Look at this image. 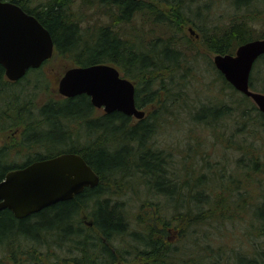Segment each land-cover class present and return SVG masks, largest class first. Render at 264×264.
I'll return each instance as SVG.
<instances>
[{
	"label": "trees",
	"instance_id": "16d2710c",
	"mask_svg": "<svg viewBox=\"0 0 264 264\" xmlns=\"http://www.w3.org/2000/svg\"><path fill=\"white\" fill-rule=\"evenodd\" d=\"M1 1L17 4L35 16L50 31L56 51L70 57L78 66L113 63L119 67L122 75L136 86L137 107L156 108L148 117L132 124L133 117L118 111L95 117L99 110L94 108L91 98L86 94L60 100L50 99L37 106L36 96L43 86L48 85L40 70L31 69L29 74L34 73L36 79L31 88L30 84L23 83L25 77L17 82L9 81L5 68L0 64V133L12 135L22 132L20 143L13 142L0 148V181L9 172L31 162L63 154L59 152L60 146L67 148L64 153L81 155L100 177L96 187L86 188L73 199L59 202L29 217L19 219L9 209L0 211V264H116L120 260L125 261L126 254L133 253L134 261L141 257L145 264H165L169 260L175 264H184L183 257L181 262H175L181 250L175 248L173 243L165 242L166 236L170 235L168 228L176 225L179 236L185 235L186 229L181 228L180 224L185 216L192 215L191 209L184 212V209L192 207V198L198 200V207L203 200L204 206L190 219L189 224L199 225L204 219L205 229L212 226L207 220L216 221L217 214L222 218V209L225 207L228 211L230 202L226 198L212 199L206 192L196 194L195 197L184 194L187 182L185 186L176 175L173 163L169 160L170 153L155 147V135L161 126L178 119L182 112L208 128L232 119L262 128L264 113L252 103L251 98L228 83L211 62L208 65L210 70L216 73L218 81L232 90L229 94L231 98L229 101L222 99L207 104L201 101L199 91L195 90V99L198 101L193 108L198 109V113H193L188 89L194 88L190 70L196 67L175 39L162 41L158 38L150 43L151 47L147 51L139 52L132 45L131 37L123 38L111 27H102L98 30L100 34L92 36L82 32L79 20L70 11L74 0H49L43 8L32 7L35 0ZM99 1L117 8L119 21L122 22L133 19L137 14L150 15L157 23L169 22L168 29L176 25L173 21H178L181 25L197 24V27L204 30L203 21L208 22L205 20L207 15L203 18L202 6L195 7L197 0H157L159 6L143 0ZM257 2L233 1L236 9H248L251 5L256 6ZM199 19L201 24H198ZM252 21L236 14L228 27L215 26L211 34H205V47L216 54H235L242 44L264 39V35L255 34L251 28ZM179 42L186 45L182 39ZM187 46L190 48V45ZM263 62L264 55L257 60L255 71ZM198 69L193 72H200ZM206 70L210 73L209 68ZM203 75L206 77V74ZM137 78H141L139 83L136 82ZM253 79L255 77L252 74L251 88L264 93V84L257 88ZM73 124L79 127L75 128V137L68 128ZM53 129L61 130L62 135L52 137ZM80 130L85 131V137L79 133ZM15 147L17 151L28 152L27 161L22 165L8 160ZM243 148L237 147L242 152L236 158L235 167L240 177L231 174L227 177L224 174L221 178L229 182L234 191L239 192L236 207L241 214L248 213V208L252 207L251 219L254 218L256 222L251 221L250 235L255 230L256 236L263 238V241H255L253 252L232 248V256L226 254L221 245L215 247L206 244L203 249L199 246L200 258L195 254L190 261L192 264H264V181L258 177L261 170H264L263 167L259 168L258 162L252 157L253 146ZM42 150H46L48 155L43 156ZM255 157L260 161V156ZM213 167L207 166V170L210 172ZM247 167L255 172L251 179L262 187L258 198L251 196L250 191L243 186L242 176L247 178L249 175V172L243 173ZM207 172L201 174L197 187H203V184L206 186L212 179ZM122 178L139 179L158 195L167 197L173 210L171 218L166 216V208L159 203L149 202L143 205L145 210L139 217L148 230L143 232L148 233L131 231L125 206L115 200L110 192V185L118 186ZM206 206H209V213L205 210ZM223 217H227L225 213ZM88 222H92V226ZM160 225L162 229H159ZM157 234L165 237L160 239ZM126 235L130 242L121 239ZM52 250L74 253V256H58L51 261L49 254Z\"/></svg>",
	"mask_w": 264,
	"mask_h": 264
},
{
	"label": "rangeland",
	"instance_id": "374dc122",
	"mask_svg": "<svg viewBox=\"0 0 264 264\" xmlns=\"http://www.w3.org/2000/svg\"><path fill=\"white\" fill-rule=\"evenodd\" d=\"M48 1L49 0H35L31 6L43 8ZM143 1L150 4L154 3L155 6H159V1L157 0ZM233 1L234 0H197V6L195 7L201 5L203 8V18H205L206 15L208 17L207 19L205 18L208 22L203 21L204 30L197 27V24H194L195 26H189V24L181 25L178 24V21H173L176 25L168 29L167 25H170L169 22H167V24L157 23L154 22V18L150 15L146 16L141 14H137L133 19L127 22H122L119 21L117 8L113 7L111 4L104 5L99 0H74L71 4L70 11L74 15L73 17L79 20L80 28L86 35H97L100 34L98 31L100 28L111 27L113 30L117 31L121 37H126L127 39L131 37L133 39H131L132 45L137 49L136 51L139 52L147 51L149 49L148 47H151L150 43H154L158 38L162 41H166L167 39L177 40L179 43L178 46L183 48L184 53L188 58L190 57L191 63L196 67L190 70L193 75L190 78L194 83V88L190 87L188 89L191 93L189 102L192 104L193 108V105L198 101L195 99L198 91L202 99L201 101L207 104L220 102L222 99L229 101L231 98L229 94L232 93V90L225 86L224 83L218 81L216 73L210 70L211 68L208 66L209 62L214 64L216 53L205 47V34H211V29L215 26L228 27L233 16L238 14L240 17L252 19L253 21L250 22V26L255 34L259 36L264 35V0H258L256 6L251 5L248 9L245 7L236 9ZM199 23H202L201 19H199L198 24ZM190 28L196 33L192 34ZM180 39H182L186 45L179 42ZM187 45H190L191 50H188L190 48H188ZM108 64L116 66L113 63ZM77 66L76 62L70 57H65L55 51L53 57L38 69L43 75V78L47 80L48 85L45 87L43 86L39 91L36 96V105L40 106L50 99L60 100L63 98L58 92L59 81L68 69ZM197 68H199L198 70L200 72L194 73L193 71H197ZM206 68H209L210 73ZM258 68L259 69L256 71L255 68L252 74L253 77H255L253 80L257 88H261L264 84V62L261 63ZM203 74H206V77ZM33 76L34 73L28 74L23 83L30 84L31 88H33L36 80ZM140 80L141 78H137L136 82L139 83ZM254 105L257 107L255 103ZM155 108V106H146L143 110L146 111V116L148 117ZM192 112L196 114L198 113V109L193 108ZM100 114L101 113L98 112L94 116L98 117ZM137 121L138 119L133 118L132 124H135ZM68 128L71 135L75 137L77 135V130L75 128L79 127L73 124ZM61 133V130L56 129L51 136L58 137L62 135ZM79 133H81L83 137L86 136L84 130H80ZM21 135V131L13 133L12 135L0 133V148L13 142L20 143L22 139ZM153 141L156 148L164 149L170 153L171 156L169 160L170 163H173L172 166L176 175L181 178L185 186L187 182L188 186L183 190L184 194L195 197L196 194L206 192L212 199L220 200L221 198H226L228 202H230V209L228 211L223 207L221 213L222 218H219L220 214H217L216 221L207 220L212 226L205 229L203 226L204 219L199 225L189 224L190 219L195 217L204 206L203 200L198 207V200L192 198L194 200L193 204H191L192 207L184 209V212H188L191 209L192 215L185 216L186 218L180 224L181 228L186 229L185 235L183 237L179 236V230L176 225L168 228L170 235L166 236L167 241L165 240V242L173 243L175 248L181 250L177 255L178 261L175 262H181V258L183 257L184 264H192L190 261L195 257V254L200 258V250L201 248L203 249L206 244L215 247L221 245L223 250L226 251V254L230 256H232V248L253 252L252 245L255 241L262 242L263 238L257 237L255 230H252L250 235L251 221L253 220L256 222L254 218L251 219V217H253L252 207L248 208V213L245 212V214H241L236 207V201L239 199L237 198L239 192L234 191L231 187L232 185H229V182L226 180H222L221 176L226 174L228 177L231 174L234 177H240L238 170L235 169L236 158L242 155V152L237 150L238 146L244 147L245 149L253 146L252 157L258 162L259 168L263 167L262 169L264 170V166L260 164H264V123L261 128L248 125L245 121L232 119L223 124H216L208 128L182 112V115L178 119L171 121L163 127L161 126ZM56 148L57 146H55V149ZM66 150V147H59L60 153H64ZM41 153L43 156L48 155L46 150H42ZM255 156H260V161H258V158ZM27 157L28 152L17 151L15 147L11 151L8 160L11 163L22 165L27 161ZM207 166L214 167L209 172ZM203 172L209 173L212 179L206 186L203 184V187H201L202 185L197 187L198 179ZM247 172H249L247 178L245 175L242 176L243 186L246 187V190L250 191L251 196L258 198L260 197V189L262 190V187L251 179V175L255 174V172H252V168L247 167L243 170V173ZM258 177L260 179L262 178L264 181V172H262V170L258 174ZM118 184V186L110 185V192L113 194L115 200H119L125 206L131 231H138L142 234L148 233L143 232L146 230V227L144 221L139 219V217L141 213H144L145 208H143V205L149 202L159 203L163 208H166V216L171 218L173 210L171 209L172 205L168 202V199H166L167 197L165 198L164 196L158 195L150 186L144 184L143 181L139 179L123 180L122 178L119 179ZM208 209L209 206H206L205 210L207 213H209ZM224 213L227 217H223ZM229 217L231 219H229ZM161 226L162 225L159 226V229H162ZM156 236L160 239L165 237L163 234H157ZM121 239L129 242L131 241L127 235ZM133 254H126L125 261L120 260L116 262V264H145V261L142 263L143 258L141 257L134 261L135 257ZM49 255L52 258L51 261H53L58 256L66 258L69 255L74 256V253L69 254L63 251L55 252V250H52ZM165 264L175 263L169 260V262Z\"/></svg>",
	"mask_w": 264,
	"mask_h": 264
},
{
	"label": "water",
	"instance_id": "95a60500",
	"mask_svg": "<svg viewBox=\"0 0 264 264\" xmlns=\"http://www.w3.org/2000/svg\"><path fill=\"white\" fill-rule=\"evenodd\" d=\"M137 1V0H133ZM50 31L19 5L0 0V64L9 81L21 80L28 70L40 68L54 55ZM264 55V39L239 46L235 54H217L215 67L237 91L252 99L264 113V93L251 88L256 61ZM64 98L86 94L95 108L121 112L142 120L136 105L134 83L115 66L96 64L70 68L59 81ZM100 177L79 154L64 153L9 172L0 181V211L9 209L26 218L59 202L73 199L86 188L99 185ZM92 226V222H88Z\"/></svg>",
	"mask_w": 264,
	"mask_h": 264
},
{
	"label": "flooded vegetation",
	"instance_id": "af4514ba",
	"mask_svg": "<svg viewBox=\"0 0 264 264\" xmlns=\"http://www.w3.org/2000/svg\"><path fill=\"white\" fill-rule=\"evenodd\" d=\"M190 32H191L192 34H195V33H196L192 28H190ZM196 37H197V36H196ZM55 51H56V50H55ZM54 53H55V52H54ZM49 60H50V59H49ZM49 60H48V61H49ZM46 62H47V61H46ZM46 62H44L43 65H44ZM43 65H42V66H43ZM109 65H110V64H109ZM42 66H41V67H42ZM41 67H40V68H41ZM38 69H39V68H37V69H35V70H38ZM30 71H31V69L28 70V72L26 73V75H25L24 77H26V76L30 73ZM24 77H23V78H24ZM123 77H124V76H123ZM23 78H22V79H23ZM133 83H134V82H133ZM98 110H99V112L101 113L100 115L105 114V111H104L103 108L98 109ZM106 114H107V113H106ZM50 158H52V157H50ZM46 159H48V158H46ZM34 162H35V161H34ZM31 163H33V162H31ZM31 163H30V164H31ZM28 165H29V164H28ZM26 166H27V165H26ZM24 167H25V166H24Z\"/></svg>",
	"mask_w": 264,
	"mask_h": 264
},
{
	"label": "bare ground",
	"instance_id": "6f19581e",
	"mask_svg": "<svg viewBox=\"0 0 264 264\" xmlns=\"http://www.w3.org/2000/svg\"><path fill=\"white\" fill-rule=\"evenodd\" d=\"M95 108V107H94ZM98 111V110H97ZM57 154V153H56Z\"/></svg>",
	"mask_w": 264,
	"mask_h": 264
}]
</instances>
